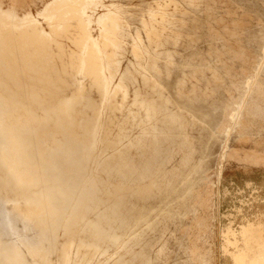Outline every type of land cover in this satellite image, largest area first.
Returning <instances> with one entry per match:
<instances>
[{"label":"rangeland","instance_id":"obj_1","mask_svg":"<svg viewBox=\"0 0 264 264\" xmlns=\"http://www.w3.org/2000/svg\"><path fill=\"white\" fill-rule=\"evenodd\" d=\"M0 52V264L264 259V0H0Z\"/></svg>","mask_w":264,"mask_h":264},{"label":"bare ground","instance_id":"obj_2","mask_svg":"<svg viewBox=\"0 0 264 264\" xmlns=\"http://www.w3.org/2000/svg\"><path fill=\"white\" fill-rule=\"evenodd\" d=\"M0 53H2V52H0ZM2 117V116H1ZM13 131V130H12ZM8 132V131H7ZM9 133H10V130H9ZM4 134V133H3ZM11 134V133H10ZM9 134V135H10ZM8 135V134H7ZM13 136V135H12ZM10 136H8V138H9ZM6 138H7V136H6ZM3 139H5V138H3ZM10 139H11V137H10ZM9 139V140H10ZM8 140V139H7ZM9 142V141H8ZM14 142V141H13ZM16 142V141H15ZM10 143V142H9ZM16 143H18V142H16ZM8 145H10V144H8ZM17 153V152H16ZM15 153V154H16ZM19 153V152H18ZM17 153V154H18ZM16 157V156H15ZM18 157V156H17ZM2 159V158H1ZM10 159V158H9ZM3 160V159H2ZM8 160V159H7ZM13 161H14V159H13ZM13 161H12V163H13ZM16 162H17V160H15ZM4 162H6V161H4ZM15 162V163H16ZM18 163V162H17ZM16 163V164H17ZM8 164V163H7ZM10 164V163H9ZM3 166H5L6 167V169L7 170H9L8 169V167L6 166V164H2ZM13 167V166H12ZM12 171V170H11ZM17 175V174H16ZM27 175V174H26ZM52 196V195H51ZM55 199V198H54ZM42 201V200H41ZM7 214V213H6ZM9 214V213H8ZM7 214V215H8ZM12 214V213H11ZM10 214V215H11ZM11 218V217H10ZM13 222H12V218L11 219H7L6 220V227L8 228V229H10V231H12V229L14 230V228H13V224H12ZM14 232V231H13ZM261 236H259V237H257L256 238V240H253L254 242L251 244V245H253V248H255L256 247V249L258 250L259 249V247H257V245L258 244H260L261 242H264V241H262V239L260 238ZM264 246V245H263ZM250 250H252V249H250ZM261 250V249H260ZM257 255L254 253V256H253V260H252V262L254 263V264H264V259H261V258H259V257H256Z\"/></svg>","mask_w":264,"mask_h":264}]
</instances>
